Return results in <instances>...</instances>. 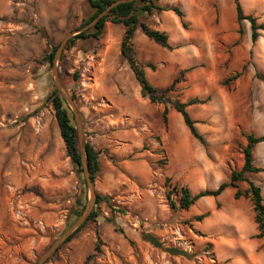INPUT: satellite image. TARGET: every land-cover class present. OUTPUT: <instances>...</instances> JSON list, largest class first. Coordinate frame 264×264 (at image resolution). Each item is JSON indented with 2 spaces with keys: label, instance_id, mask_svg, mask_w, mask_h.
Returning a JSON list of instances; mask_svg holds the SVG:
<instances>
[{
  "label": "rangeland",
  "instance_id": "rangeland-1",
  "mask_svg": "<svg viewBox=\"0 0 264 264\" xmlns=\"http://www.w3.org/2000/svg\"><path fill=\"white\" fill-rule=\"evenodd\" d=\"M241 3L249 8L248 0ZM157 5L178 7L183 13L180 20L170 11H157L145 21L168 35L172 50L140 31L135 34L136 60L157 90L166 92L180 78L167 95L186 103L212 97L214 88L207 83L211 75L225 76L222 84L243 68L242 76L264 74V65L253 62L255 42L243 24H237L232 0L209 3V10L198 15L191 0H157ZM258 7V13L263 12L264 3ZM91 14L86 0H0V264H37L73 222L77 198L84 193L80 204L85 209L88 203L84 170L77 174L52 105L45 101L54 89L53 67L42 57L79 30ZM13 18L20 29L7 25ZM122 35V26L107 23L98 41L63 49L61 62L55 64L61 84L70 98H76L84 143L98 153L94 191L108 197L110 205H100L96 222L88 223L45 264H261L259 242L250 236L244 248L242 222L233 219L238 209L244 212L243 229L253 233L254 213L236 207L232 189L223 193L211 212L203 201L188 211L170 209L166 194L173 187L185 186L193 195L211 187L199 185L197 173L212 159L203 153L208 148L204 138L224 136L221 125L211 129L204 121L219 120L220 106L213 101L187 108L192 120H203L195 121L201 146L171 104L141 98L120 55ZM68 111L77 130L69 107ZM195 146L202 148V154ZM171 200L177 197L172 195ZM200 215L206 217L196 222ZM111 218L117 227L108 222ZM147 234L162 248L145 242L142 237ZM98 245L100 253L94 251ZM165 248L184 255H170Z\"/></svg>",
  "mask_w": 264,
  "mask_h": 264
},
{
  "label": "trees",
  "instance_id": "trees-1",
  "mask_svg": "<svg viewBox=\"0 0 264 264\" xmlns=\"http://www.w3.org/2000/svg\"><path fill=\"white\" fill-rule=\"evenodd\" d=\"M115 0H86L88 7L92 10V14L88 19L83 20L80 27L88 25L94 18H96L103 10H105L109 5H111ZM237 24L240 25L242 21H247L251 29V41L256 42L259 37V32L264 31V24H259L256 17L252 15H244L242 8L240 6L239 0H232ZM157 11H170L176 15L180 20L183 18V13L178 7H159L157 5V0H135L132 2H126L117 5L112 8L108 14L102 17L92 28L89 30L79 33L68 40L64 47V51H69L75 48L79 42H85L87 40L98 41L104 31L105 25L107 23L113 25H119L123 27V35L120 42V55L127 62L129 69L131 70L135 81L140 87V96L143 99H147L151 104H166L172 105L173 109L182 118V121L189 131L190 135L203 143L202 136L198 133L195 128L196 122L191 119L187 112V108L194 105H203L206 103V99L192 98L186 103L182 102L178 98H171L167 95L168 92L175 90V86L181 82L180 78L175 80L171 87L166 92H161L154 88L149 81L144 72V66L139 64L136 60V52L134 50V37L137 31H140L145 37L152 40L158 46L172 50L173 48L169 44V37L165 32L151 29L146 24V19L148 16L152 15ZM185 27V24H182ZM238 33L241 35V28L238 29ZM58 46H52L49 51H47L42 57V62L48 65L50 68L54 65V56ZM62 58L60 57L59 62ZM146 67L153 69V65L147 64ZM244 68L241 72L234 74L233 76L226 79L222 85L228 86L230 83L236 81L243 74ZM184 72L181 73V77ZM60 79V74H58ZM255 78L259 81L264 82V74L257 73ZM73 102L76 104V98L74 95L71 96ZM47 103L52 105L55 113V118L57 121L59 135L64 143L67 156L70 158L72 164L75 167L77 174L83 172L81 154L79 151V144L77 138V130L73 124V118L68 114V107L62 96L54 88L45 100ZM162 121L164 124L167 123V111L163 109ZM246 146L242 149L243 155V165L239 170H233L230 173L227 182L221 183L215 190L205 189L197 194L193 195L191 191L185 186H175L166 194V200L171 210L180 209L182 211H188L198 200L204 197H219L226 189L231 188L233 190V199L239 200L241 198L248 199L251 203L254 222L256 224L257 234L253 236L254 239L264 238V204L261 196V190L254 183L249 181L244 174L247 172L258 173L260 170L255 168L252 164V149L253 147L264 141V136L256 137L253 134L245 135ZM85 156L87 169L90 174L92 181L94 182L100 167L98 162V153L96 150L87 142L84 143ZM145 149V146L143 147ZM168 182V180H167ZM244 184V187L241 186ZM84 185V182H83ZM176 196L177 201L171 200V196ZM84 193L77 198L78 206L76 210L71 214L74 218L73 222L68 226L70 227L82 214L84 207L81 206V200L84 198ZM102 204L110 205L109 198L96 195L94 208L89 215L87 221L81 225L61 246L58 250L47 260L49 261L63 245L68 243L77 233H79L88 223H95L99 216V207ZM119 213H123L119 211ZM206 215L196 216L194 220L196 222H201ZM113 226L117 227L114 218L108 220ZM145 242H148L155 248H162L161 243L153 237L152 235H145L142 237ZM165 252L173 256H182L184 253L177 249L165 248ZM94 251L100 253L99 245L95 246ZM46 261V262H47ZM45 262V263H46ZM44 263V264H45Z\"/></svg>",
  "mask_w": 264,
  "mask_h": 264
},
{
  "label": "crops",
  "instance_id": "crops-1",
  "mask_svg": "<svg viewBox=\"0 0 264 264\" xmlns=\"http://www.w3.org/2000/svg\"><path fill=\"white\" fill-rule=\"evenodd\" d=\"M261 1L264 3V0H248L249 8L245 9L242 6L241 0H239L244 15H252L258 19L260 24H264V21H261L262 18L264 19V8L263 12L261 10V13H258V5ZM209 3H216V0H191V9L198 15L202 10L205 12L209 10ZM216 10L218 12L217 8ZM259 15H262L263 17L260 18ZM242 24L245 33L251 38L249 23L243 21ZM7 25L9 27H14L15 29H20V25L14 20V18L13 21L7 22ZM252 55L253 62L264 65V31L259 32V37L253 46ZM224 77L225 76L216 77L215 75L208 77L207 83L210 87L214 88V94L212 97L206 96L205 98H200L207 100L205 104L216 101L220 106L221 117L219 120L212 118L208 121H204L211 124V129H217L221 126L225 129L222 138H204V145L208 146V148L203 149V153L206 156L210 153L212 159L208 158V160H210L209 164H207L204 169L198 170L197 176L199 185H202L203 183L211 184V187H209L210 190H215L221 183L227 182L230 173L233 170H239L242 167V149L246 146V139L242 134H253L256 137L264 135V82L256 79L254 75L247 76L245 73L236 81L230 83L229 86H223L221 82L224 80ZM195 121L198 122L203 120L195 119ZM194 144L195 143H193V145ZM200 144L203 146L202 143ZM196 151L199 154H202V148L200 146L196 147ZM234 160L236 161L234 162ZM190 164L192 166L196 165L194 160H191ZM252 164L260 171L258 173L247 172L244 176L260 188L264 204V141L253 147ZM241 185L244 187V184ZM223 193L216 198H201L197 203L203 201V203L207 204V208L210 212L214 211L216 208V202H220ZM235 202L237 208L244 207L246 209L245 212L249 213V215L252 214V206L248 199L241 198L235 200ZM212 214L213 213H211L210 217H216L217 220V214L214 213V216ZM233 219L236 222H242L239 232L242 234V242L245 248L247 246L244 242L248 240L250 236L256 235L257 229L253 233H245L243 223L246 221V215L239 209L235 213ZM256 241L259 242L258 246L261 250L260 263L262 264L264 262V255H261L263 254L264 238L257 239Z\"/></svg>",
  "mask_w": 264,
  "mask_h": 264
},
{
  "label": "water",
  "instance_id": "water-1",
  "mask_svg": "<svg viewBox=\"0 0 264 264\" xmlns=\"http://www.w3.org/2000/svg\"><path fill=\"white\" fill-rule=\"evenodd\" d=\"M132 1H135V0H115L111 5H109L105 10H103L96 18H94L88 25H86L82 28H79V30H77L75 32H71L68 35H66L65 38L63 39V41L58 46L56 52H55L54 65L52 68V77H53V82H54V88L58 91V93L62 96V98L64 99L67 106L71 109V112H72V114L75 118V121H76L79 150H80V154H81L82 167L84 170V179H85V183H86V186L88 188V191H89V200H88V203H87L84 211L80 215V217L49 247L47 252L40 258V260L37 262V264H44L58 250V248H60V246L81 225H83L87 221L89 215L91 214V212L94 208L95 199H96V193L94 191V183H93V181L90 177V174L88 172V169H87L84 139H83L80 124H79L77 109L73 103V100L70 98V96L68 95V93L66 92L65 88L63 87V85L61 84V82L59 80L58 70H57V67L55 66V64L59 60L60 54H61L62 50L64 49V47H65V45L69 39H71L72 37H74L75 35H77L79 33L85 32V31L89 30L90 28H92L93 26H95V24L102 17H104L106 14H108L112 8L116 7L119 4L126 3V2H132Z\"/></svg>",
  "mask_w": 264,
  "mask_h": 264
}]
</instances>
